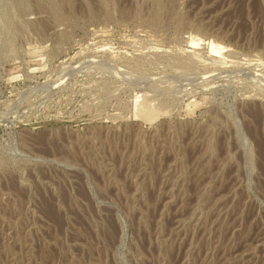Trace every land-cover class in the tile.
Here are the masks:
<instances>
[{"label": "rangeland", "instance_id": "374dc122", "mask_svg": "<svg viewBox=\"0 0 264 264\" xmlns=\"http://www.w3.org/2000/svg\"><path fill=\"white\" fill-rule=\"evenodd\" d=\"M0 264H264V0H0Z\"/></svg>", "mask_w": 264, "mask_h": 264}]
</instances>
